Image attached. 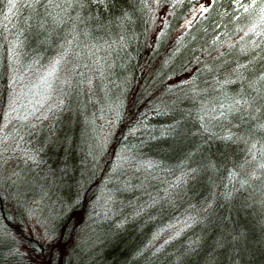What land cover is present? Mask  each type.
<instances>
[{
  "label": "trees",
  "instance_id": "1",
  "mask_svg": "<svg viewBox=\"0 0 264 264\" xmlns=\"http://www.w3.org/2000/svg\"><path fill=\"white\" fill-rule=\"evenodd\" d=\"M201 4L0 0V264H264L247 124L219 117L253 56L240 47L264 57V37L241 40L258 16L233 0Z\"/></svg>",
  "mask_w": 264,
  "mask_h": 264
},
{
  "label": "snow or ice",
  "instance_id": "2",
  "mask_svg": "<svg viewBox=\"0 0 264 264\" xmlns=\"http://www.w3.org/2000/svg\"><path fill=\"white\" fill-rule=\"evenodd\" d=\"M15 2L16 0H8L11 7H15ZM33 2L39 3V0H33ZM48 2L49 4H52L53 0H48ZM87 2L88 0H63V3L69 6L75 3L83 7ZM96 2L103 3L104 0H96ZM216 3L217 0H211V4L208 6L201 4L199 11L207 13ZM233 3L236 5V11H240L242 9L243 13L247 14L249 17L253 14L258 16V21L251 24V26L247 28V31H244L243 29L239 30L244 33L241 40L249 35L264 37V27H262L264 26V0H233ZM55 6L59 8L61 5L57 4ZM77 18H79V16H77ZM235 18L240 19V16H236ZM187 23L191 24V20L187 21ZM219 39V36H217L216 39L213 40V44H215ZM250 43L251 48L245 44L242 45L239 50L244 56H248L249 52L253 53L252 58L249 59L247 63H237L233 69V72L236 74V78L241 82V89L240 93H238V98L234 99L233 103L228 105L226 110H222L219 114V117H223L224 119H228L229 116L236 119L239 122L236 124V127H240L242 124H247V127L243 129L242 134L235 135L230 133L229 135L223 137L226 140H233V136L235 135L236 141L243 142L248 146L247 152L250 159L246 158L245 162L240 165L244 173L243 178L240 179L241 187L249 185L250 181H259L264 184V70L252 76H245L244 72L241 71L242 69L250 71L249 65L253 64L256 59L264 60V57H261L256 52V49L260 48V43L256 40H251ZM229 47H235V45L230 44ZM220 55L222 56L224 53L221 52ZM60 62V60L55 61L52 66V70L48 73V76H52L56 72L57 65H59ZM235 82L236 80L232 79H226L224 81V83ZM44 83L47 84L48 88H51V84L48 83L47 76L44 78ZM245 84L247 86V90H245ZM14 103L15 101H11L10 107L14 105ZM224 107V105H221L222 109ZM15 111L16 109L11 107V111L5 113L2 119L8 120ZM7 126V124H0V133H3L4 128ZM6 139L7 136L0 135V145H2ZM257 156H260L261 160L258 161ZM27 159L32 160L33 163H38L35 156H29ZM254 161L256 162L255 164H253ZM4 163L3 150L2 147H0V173H2ZM2 179L3 177L0 175V181H2ZM0 235H2V233H0ZM47 235V232H45L44 237L46 238Z\"/></svg>",
  "mask_w": 264,
  "mask_h": 264
},
{
  "label": "rangeland",
  "instance_id": "3",
  "mask_svg": "<svg viewBox=\"0 0 264 264\" xmlns=\"http://www.w3.org/2000/svg\"><path fill=\"white\" fill-rule=\"evenodd\" d=\"M206 2V1H205ZM63 86V82H59V86H58V88H55L54 89V92H58V91H60V88ZM55 93V94H56ZM51 100H53V99H50V101H49V103H48V101L46 102V104H43V106H44V108L45 109H49V107L54 103V100L53 101H51ZM12 101V100H11ZM3 159H4V161L7 159L6 157H3ZM7 162H9L8 160H6ZM12 163H14V162H12ZM11 174H13V173H11ZM16 174H17V172H16Z\"/></svg>",
  "mask_w": 264,
  "mask_h": 264
}]
</instances>
